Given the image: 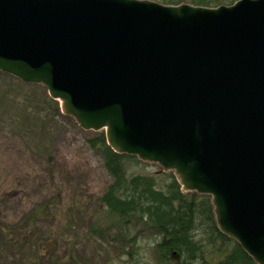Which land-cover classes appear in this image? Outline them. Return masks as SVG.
Wrapping results in <instances>:
<instances>
[{"label": "water", "instance_id": "obj_1", "mask_svg": "<svg viewBox=\"0 0 264 264\" xmlns=\"http://www.w3.org/2000/svg\"><path fill=\"white\" fill-rule=\"evenodd\" d=\"M0 72L210 196L218 230L264 264V0H0Z\"/></svg>", "mask_w": 264, "mask_h": 264}, {"label": "rangeland", "instance_id": "obj_2", "mask_svg": "<svg viewBox=\"0 0 264 264\" xmlns=\"http://www.w3.org/2000/svg\"><path fill=\"white\" fill-rule=\"evenodd\" d=\"M27 84L0 77V264H158L150 234L136 247L107 250L92 233L117 236L98 202L112 180L86 142L94 132L61 110L52 115L46 98L60 103L44 85ZM128 167L162 171L140 161Z\"/></svg>", "mask_w": 264, "mask_h": 264}, {"label": "trees", "instance_id": "obj_3", "mask_svg": "<svg viewBox=\"0 0 264 264\" xmlns=\"http://www.w3.org/2000/svg\"><path fill=\"white\" fill-rule=\"evenodd\" d=\"M155 1L166 5L188 3L218 7L232 5L238 0ZM1 76L12 78L0 72ZM41 89L46 90L45 87ZM46 100L51 114L61 115L59 104L48 97ZM86 142L102 158L112 180L98 202L105 209L109 228L117 236L105 238L104 230L96 233V228L92 229L107 250L117 242L124 244H117L121 250L127 246L136 247L141 237L148 238L150 234L149 238L154 237L158 264H255L237 242L218 230L210 196L183 193L173 173L160 171L156 175H143L131 172L129 164L139 163V160L114 152L107 145L104 131L92 133ZM31 262L34 261L26 264Z\"/></svg>", "mask_w": 264, "mask_h": 264}]
</instances>
